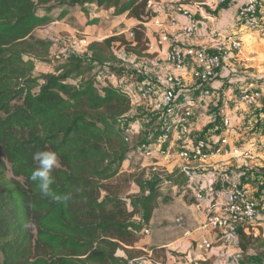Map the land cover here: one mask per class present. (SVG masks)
<instances>
[{"label": "trees", "instance_id": "trees-1", "mask_svg": "<svg viewBox=\"0 0 264 264\" xmlns=\"http://www.w3.org/2000/svg\"><path fill=\"white\" fill-rule=\"evenodd\" d=\"M85 4L106 11L110 18L134 21L131 39L119 34L92 40L87 48L91 61L108 60L101 48L113 43L145 55V24L157 14L149 0H0V264H130L132 247L145 234L158 205L161 180L147 186L137 180L142 209L133 205L131 210L122 184L112 182L128 174L122 164L133 148L120 126L136 117L129 118L133 111L128 86L134 89L133 83L101 84L96 75L87 76L91 64L73 55L50 60V72L34 73L36 60L50 57L52 47L35 29L65 19L75 8L88 14ZM106 64L107 73L115 77L126 73ZM208 82L203 87L208 89ZM213 126L214 133L221 134L222 120ZM43 150L58 154L52 189L72 193L66 205L43 196L29 179L38 167L34 154ZM182 177L175 172L169 179L176 185ZM136 215L137 222H132ZM237 233L242 253L264 247L261 235L242 228Z\"/></svg>", "mask_w": 264, "mask_h": 264}, {"label": "crops", "instance_id": "crops-1", "mask_svg": "<svg viewBox=\"0 0 264 264\" xmlns=\"http://www.w3.org/2000/svg\"><path fill=\"white\" fill-rule=\"evenodd\" d=\"M244 1L245 0H231L224 6L209 7L206 5L205 0H153L157 14L151 19V21L145 24V27L147 29L148 44L153 46L152 50H146V52L150 54L153 53L155 55L154 59L156 61L159 59L161 63L157 70L154 69L152 71L153 77L150 79L154 83L156 78L159 79L166 73H169L170 67L163 61V54L165 53L168 44H157V36L160 29L152 26L153 20L158 19L162 23L163 29H167L170 32L174 31L178 34V29H170L171 26H169V24L171 21H177V26L180 27L187 24L188 20L176 10L175 5H181L186 9H189L193 13L198 26L194 35L188 38L181 35L179 36L180 45L184 47L205 48L210 50L215 44L218 34L222 36L236 34L241 39V52L238 55L233 53L230 54V57L225 60L221 69H219L210 79V84L208 86L210 95L205 98L203 97L204 99L201 101V104H197L195 106L197 108H193L192 116L190 117L192 137L199 136L195 134L201 131L202 124L205 123L207 116H211L212 114V117H214L218 109L220 111L222 110L216 118V121L223 120L224 118L229 119L230 127L233 130L232 134H226L228 129L220 132V135H223L224 137L228 135V144H226L228 152L213 155L205 162H191L189 164L181 160L176 151L172 152V156L179 167L176 172L182 173V180H185L184 184L179 182L174 186H179L183 189L189 179H193L194 176L198 178L196 181L198 182V185L196 183L194 184L200 189L198 188L197 191L193 192L194 194L189 195V197L186 198L187 205L180 207L178 215L181 216L179 219L182 221L183 226H177L176 219L178 218H175L174 223L176 226H174V228L178 231L176 234L174 232L175 229L170 225V216L172 214L173 205H170L169 207V204L167 203V210L165 213L160 214V220H158L159 216L155 215V211L158 207L157 205L146 227L148 233L143 234V237H141L132 247L134 253H136V256L132 259L142 258L140 255L141 253L137 254L139 253L138 251H144L143 253H146L149 257L145 260L146 262L140 261L136 264H168L171 258L172 261L174 260L172 256L174 254L173 251L182 254L180 258L183 261L177 262V264H247L244 257L253 252V249H249L245 253L240 251L238 247L237 230L242 228L247 234L251 233L253 236L261 235L264 238L263 209L259 211L256 218L251 223L243 226L217 228L214 230H199L204 219V209L208 207L210 201L213 202L222 198L231 181L239 180L241 185L250 191L249 188L254 182L248 181V183H246L242 179L241 175L235 171L239 168L237 167L238 163L232 162L235 159L231 158L234 153H238L240 156L245 154L243 158H240L241 160L247 157H252L251 155H254L257 149L256 145L258 144V138L264 134L263 131L260 133L258 130H253L258 123V119L261 123L260 129H263L264 126V106L262 105V94L264 93V89L262 90L260 87L261 97L256 106L246 107L237 103V98L240 93L239 89L259 88L257 82L260 78H254L250 74L256 73L264 75V31L262 33L244 32L238 27V7ZM128 20L131 25L134 23L133 20ZM149 32L154 33V36H150ZM35 35L43 39L37 35L36 29ZM96 40L101 41L100 39ZM238 73L245 74V80L248 81L243 79L239 84ZM120 81L121 80H119V82ZM122 81L126 80L123 79ZM225 81L231 84L234 83V85L224 86ZM125 83L126 82H124V84ZM191 83L193 82L187 79L185 84L186 86H189ZM190 87L189 91L193 92V95L196 94L199 96L200 89L195 88L194 86ZM144 104L147 108H145V113L149 116L145 117V121L141 124L139 131L136 132L139 137L141 136L142 131H148L146 124L155 116L162 118L161 124L164 122L163 112L157 110L152 102ZM138 108H140L139 104L134 102V104H132L133 113H136L135 111H137ZM233 125H235V127H233ZM242 125H244V128ZM208 134L206 135L210 136L211 142H214L217 133L212 134L211 130ZM156 135L157 136L154 138L159 136L158 133ZM138 144L136 146L137 151ZM134 153L135 152L132 149L128 154L127 159L122 164V169H124L122 171L131 173L130 170H126L125 165L130 162L131 156L134 155ZM240 167H242V165ZM184 169L188 170V174L184 172ZM190 175L192 177H189ZM208 177H211L212 179H208ZM211 182L212 186L210 185ZM202 190L203 192H201ZM250 195L252 194L250 193ZM158 221L159 223H157ZM184 230H188L189 234L184 235ZM162 237L165 238L163 239ZM168 238H170L171 241H168ZM202 238H205L209 242L210 248H205L204 245L201 244L200 240Z\"/></svg>", "mask_w": 264, "mask_h": 264}, {"label": "built area", "instance_id": "built-area-1", "mask_svg": "<svg viewBox=\"0 0 264 264\" xmlns=\"http://www.w3.org/2000/svg\"><path fill=\"white\" fill-rule=\"evenodd\" d=\"M231 0H205L209 7H216L226 4ZM153 1L149 0V4ZM176 10L187 18L188 23L178 27V23L172 20L170 29H178L179 33L163 29L162 23L158 19L153 20V27L160 29L157 36V44L167 43L168 47L163 54V61L170 67V72L159 78L155 84L151 80H142L133 84L134 89H128L131 103L152 102L155 108L163 112L164 122L161 127V134L151 141H142L138 144V152L145 157L157 154V151L165 157H171L173 151H177L178 157L187 164L191 162H205L213 155L228 152L226 149L227 138L223 135H216V140L211 142L209 136L192 137L190 128V117L193 108L198 104L201 97L210 94L203 84L208 82L221 69L225 60L230 54L238 55L241 52V39L236 34L226 36L218 34L215 44L210 50L205 48L184 47L179 44V36L190 37L197 31V22L193 13L184 6H175ZM237 16L240 20L239 28L244 32L264 31V2L263 0H246L238 7ZM132 35V34H131ZM82 43H86L82 40ZM153 46L147 45V50H152ZM154 62H160L159 59ZM116 79L112 74H104L97 77L101 84L103 80ZM102 79V80H101ZM199 84V96L193 92L185 91L186 80ZM264 85V82H262ZM261 97L260 88H243L238 100L243 105L253 107ZM223 131L229 129V119L222 120ZM217 128V127H216ZM214 128V130H216ZM120 129L126 142L131 141L134 133L138 132L140 125L132 122L121 125ZM261 144L264 145V136ZM156 152V153H155ZM236 152V151H233ZM155 153V154H154ZM188 174V170L184 169ZM254 201L248 190L241 187L237 180H233L228 185L221 199L210 201L204 214L203 222L199 230H214L217 228H228L251 223L258 215ZM176 224L182 227V221L176 219ZM184 229V228H183ZM147 234L148 230L144 229ZM189 231L184 230V235ZM201 244L205 248H210L209 242L202 238Z\"/></svg>", "mask_w": 264, "mask_h": 264}, {"label": "rangeland", "instance_id": "rangeland-1", "mask_svg": "<svg viewBox=\"0 0 264 264\" xmlns=\"http://www.w3.org/2000/svg\"><path fill=\"white\" fill-rule=\"evenodd\" d=\"M84 8L88 10V14H85L79 8H76L72 11V13H70V15L67 18L52 23L48 26L38 27L36 29L37 35L42 37L44 40H49L52 43V47L50 48V57H46V59L43 60H36L35 62L36 70L34 72L35 75H39L43 72L52 71L53 64L50 62V60L56 59L57 56L60 57L64 55L66 56L73 55V56H77L81 60L88 61V63L91 64L92 70L87 74V76L94 74L96 75V78L97 77L100 78L104 74H109L107 73L108 68H106L107 67L106 62L109 63L112 67H121L126 70V73L124 75L121 76L116 75L117 78L114 76L116 79L104 78L103 79L105 80L104 83L112 82L113 84L116 85L120 84L122 86H127L128 83L124 84L123 82L125 81H122L123 79L126 80V82L129 81L130 84L141 80H150V78L153 77L152 71L154 69L157 70L158 66L161 65V63L154 62L155 55L153 53L152 54L147 53L146 52L147 48L144 51L145 54L144 56H137L125 51L124 48L119 47L117 43H113L109 46L108 49L104 47L101 48L103 55L109 58L108 60L101 62L99 61L93 62L90 60V58L87 56L88 53L87 48L90 42H93L92 40L94 41H98L96 39L104 40L110 36L119 35V34H124L127 39H131L132 38L130 31L131 24L126 17L110 18L107 12H102L104 10L102 11L98 10L92 4H85ZM93 20H97V22L92 23ZM149 35L153 37L154 33L149 32ZM82 40H85L86 43L85 44L82 43ZM238 74H239L238 83L240 84V82H242L243 79L245 80L246 77L245 74L242 73H238ZM250 75L253 76L254 78H260L257 83L259 85V88L261 87V89L263 90L264 88L262 87H264V85H262V82H264V75L256 74V73ZM119 80L121 81L119 82ZM207 84L208 85L210 84V80ZM226 85L233 86L234 83L231 84L225 81L224 86ZM190 86L191 87L194 86L195 88H197L199 84L197 82H193L191 83V85L185 86L184 88L185 91L190 92L189 91ZM128 89H130V86H128ZM209 95H207L206 97H208ZM204 98L201 97V99L198 101V105L201 104V101ZM237 101H238L237 103L243 105L242 103H240L238 98ZM136 103L139 104L140 108H138L137 111H135L136 113H133L132 116H129V118L132 119V117L135 115L136 117H133L134 120L132 122L135 123L138 122V124L141 126L143 121H145L146 119L145 117H148L149 115L145 113V108H146L144 104L145 102H136ZM262 105L264 106V93L262 94ZM221 111L218 109L214 117H212V114L211 116H207V118L205 119V123L202 124L201 131L195 135H201V134L206 135L208 134L209 131L211 132V130L213 134L214 133L213 128L215 127L213 125L215 124L216 118L219 116ZM157 117L158 116H155L146 124L148 131L146 130L142 131L140 137L137 135V133L136 134L134 133V135L132 136L130 145L135 153L134 155L131 156V160L129 159L130 162H128L125 165L126 170H130L131 173H128L127 176L125 177L120 176L117 179H113L112 182H119L120 184H122V186L124 187V199L126 200L128 206L127 208L131 210L133 208L132 207L133 205L137 206L138 209H142L143 198L139 193V189L136 181L141 179L144 182V184H146L147 186V184L154 179L161 180L162 182L160 184L163 185L161 188V192L159 193V197H158L159 204L157 210L155 211V215L159 216L158 220H160L161 219L160 214L165 213L168 204L169 207L170 205H173L172 214L170 216L171 217L170 225L174 228V226H176V224L174 223L175 218L181 217L180 215H178L179 213L178 211L180 210V207L187 205L186 198L189 197V195L194 194L193 192L197 191V189L199 188V187L197 188V186L194 184L196 183L198 185V182H196L198 178L194 176L193 179L190 178L189 181L185 184L183 189H181L179 186H174L172 185L171 183L172 180L169 179V177L173 175L177 171V168L179 167L177 166V163L175 162L172 155L171 157H165L164 154L157 151L156 155L145 157L136 150V146L138 142H141L142 140H153L154 137L157 136L156 134L160 129V125L162 121V118L160 117L157 118ZM260 124H261L260 120L258 119V123L255 125L253 130H258L260 131V133H262V131L264 132V128L260 129ZM233 127H235V125H233ZM242 127L244 128V125H242ZM232 131L233 130L230 127V123H229V129L227 130L226 134H232ZM226 138H228V135H226ZM259 138L257 141L258 144L256 145L257 149L255 151V154L251 155L252 157H247L245 159H242L244 160L242 161L240 158H243L245 154L240 156L238 153H234L231 159H235L232 162L238 163L237 167L239 168L238 170L235 171H237L241 175L242 179L246 183H248V181L254 182L250 186L249 188L250 191H248V193L250 192L252 194L251 196H253V198H255V200L258 202L259 211L262 209L264 211V145L261 144L263 135H261V137ZM241 165L242 167H240ZM7 175L10 176V173H7ZM189 177L192 176L190 175ZM210 178L211 177H208V179ZM168 179L170 180V182L168 181ZM180 183L184 184L185 180H181ZM211 184L212 182L210 183V185ZM201 192H203V190ZM204 210L205 212L208 211L207 208ZM137 216L138 215H136V217L132 219V222H137L138 219ZM157 223H159V221ZM174 232L175 234L178 233L176 229ZM162 238L164 239L165 237ZM168 241H171V239L168 238ZM252 251L253 252H251L249 255H246L244 257V260L247 262V264H264V247H260L259 249H253ZM138 252L139 253L137 254L141 253L140 254L142 256V258H140L141 260L137 258L132 259L130 260V264H136L139 263L140 261L146 262L145 260L149 256H147L146 253H143L144 251L142 252L138 251ZM173 252L174 254L172 256L174 260L172 261L171 258L168 264H177V262L183 261L180 258L182 255L180 252H175V251ZM117 255L121 256L123 255V252L118 251ZM135 256L136 253L133 255V257Z\"/></svg>", "mask_w": 264, "mask_h": 264}, {"label": "clouds", "instance_id": "clouds-1", "mask_svg": "<svg viewBox=\"0 0 264 264\" xmlns=\"http://www.w3.org/2000/svg\"><path fill=\"white\" fill-rule=\"evenodd\" d=\"M33 158L38 161V167L32 171L29 179L35 183L43 196L49 197L58 204L66 205L72 199V193L61 195L52 189L55 182L52 171L58 165V154L52 150H43L36 152Z\"/></svg>", "mask_w": 264, "mask_h": 264}]
</instances>
